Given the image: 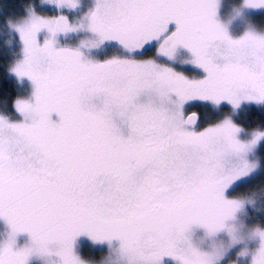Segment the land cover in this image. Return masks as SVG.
Segmentation results:
<instances>
[{
  "label": "snow or ice",
  "instance_id": "6c2138e0",
  "mask_svg": "<svg viewBox=\"0 0 264 264\" xmlns=\"http://www.w3.org/2000/svg\"><path fill=\"white\" fill-rule=\"evenodd\" d=\"M42 4L7 22L27 91L0 114V264H86L81 238L118 264H264V197L235 195L262 167L264 124L236 117L264 118V29L235 34L221 0ZM254 12L264 0L232 16Z\"/></svg>",
  "mask_w": 264,
  "mask_h": 264
},
{
  "label": "rangeland",
  "instance_id": "374dc122",
  "mask_svg": "<svg viewBox=\"0 0 264 264\" xmlns=\"http://www.w3.org/2000/svg\"><path fill=\"white\" fill-rule=\"evenodd\" d=\"M90 2V0H84V3L87 5ZM241 3V0H221V18L224 20V22L229 26L230 29L233 30L235 34H239L241 31L253 27L257 30L264 29V12H254L251 13L248 16H242L240 18L234 19L232 16L233 9ZM45 6V5H44ZM48 7V6H45ZM45 15H51V14H45ZM12 31V29L10 28ZM13 34H15L17 37L18 35L12 31ZM87 36L84 33H78V34H70L66 40H62V43H68L75 45L79 43L80 40L86 39ZM17 45L19 46V53L21 50V44L19 41H17ZM109 55L112 53L109 52ZM97 59L105 58L99 54L95 56ZM183 70L186 71H192L193 69L189 68V66H182ZM21 84V83H20ZM24 87H26L25 84H21ZM27 90V88H26ZM229 113L225 111L222 115H228ZM261 149V148H260ZM260 149L258 150V157H260ZM262 167L257 170V172L254 174V177L252 180L248 182L247 185H245L242 189H240L235 195L240 197L242 200H247L250 198H254L257 201V204L259 205L261 202V198L264 197V164L261 159ZM241 219H243V213L241 214ZM253 222L257 225L261 223V221H264V217L252 216ZM9 231V228L5 221L0 219V241H3L7 238V233ZM194 241L197 244H200L204 247H210L214 243H218L219 241H214L212 239H209L203 235L201 232H196L194 237ZM90 242L87 244L78 245L77 251L81 255V257L85 260L86 264H98L99 261H101L103 258L106 257L107 264H118V258L114 253H111L107 246L103 245H95L93 244L89 239L87 238H81L79 242ZM30 243V239L27 234H22L18 237V244L20 246H24L26 244ZM29 264H59L58 258L55 255L40 257V256H33L29 260ZM171 264V262H170Z\"/></svg>",
  "mask_w": 264,
  "mask_h": 264
},
{
  "label": "trees",
  "instance_id": "16d2710c",
  "mask_svg": "<svg viewBox=\"0 0 264 264\" xmlns=\"http://www.w3.org/2000/svg\"><path fill=\"white\" fill-rule=\"evenodd\" d=\"M29 6H37L41 14H52L42 0H0V114L15 116L14 102L20 95L26 94V87L21 85L8 69L19 54L18 37L12 33L8 21H15L25 15ZM246 129L252 130L264 124V118L259 113H242L236 117ZM260 157L264 164V147L260 149Z\"/></svg>",
  "mask_w": 264,
  "mask_h": 264
},
{
  "label": "clouds",
  "instance_id": "9594fccd",
  "mask_svg": "<svg viewBox=\"0 0 264 264\" xmlns=\"http://www.w3.org/2000/svg\"><path fill=\"white\" fill-rule=\"evenodd\" d=\"M98 264H107L106 257L99 261Z\"/></svg>",
  "mask_w": 264,
  "mask_h": 264
},
{
  "label": "flooded vegetation",
  "instance_id": "af4514ba",
  "mask_svg": "<svg viewBox=\"0 0 264 264\" xmlns=\"http://www.w3.org/2000/svg\"><path fill=\"white\" fill-rule=\"evenodd\" d=\"M194 111H198V110H195V109H194Z\"/></svg>",
  "mask_w": 264,
  "mask_h": 264
}]
</instances>
